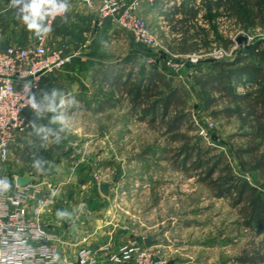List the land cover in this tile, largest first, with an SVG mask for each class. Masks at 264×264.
Wrapping results in <instances>:
<instances>
[{"label": "rangeland", "instance_id": "1", "mask_svg": "<svg viewBox=\"0 0 264 264\" xmlns=\"http://www.w3.org/2000/svg\"><path fill=\"white\" fill-rule=\"evenodd\" d=\"M147 2L153 0H142L135 14L145 22L154 38L153 45L138 43L129 30L114 27L115 32H111L114 34L109 36L98 53L105 60L102 62L104 67L99 70L101 66L94 62L93 67L96 69L90 67L89 72L94 71L97 76L94 79L87 77L86 85H80L84 90L80 96L85 103L79 102L82 107L77 109L75 116L81 123L77 122L75 126L63 124L57 128L47 125L44 126V132L49 135L51 129L54 130V135L51 134L53 140L56 132L64 136H77L76 143L69 142L67 146L59 145L56 149L59 157L57 161L61 162L60 157L67 159L66 169L71 176L70 180L67 178L68 189L65 191L74 198L87 199L90 193L77 175L80 163L71 156L74 158L72 160L70 153L86 140H91L94 144L90 152L94 154L93 166L96 156L97 162L101 163V156L107 165L104 173H99V182L107 181L113 185L107 195L114 199L112 209L120 210L125 219L129 216L126 219L129 225L138 226L139 235L151 240L150 245L158 251L165 264H238L237 257L264 245V235H255L245 228L236 210L230 207L225 198L212 197L208 189L195 178L186 177L172 170L166 161L158 160L161 148L166 143L158 125H150L147 119L141 120L130 115L124 96L120 95L116 87L102 81V77L110 79L114 73L120 75L131 67L136 76L142 69L163 72L172 86L186 93L185 110L190 112L193 120L189 134L201 145L223 154L236 174L253 182L251 174L241 169L232 153L235 147L245 144V139L238 135L241 133L238 119L213 118L202 110L201 98L197 95L192 76L206 70L207 63L231 60L238 52L264 40V30H243L223 8L211 22L212 28L206 34H200L201 47L194 53L195 56L173 55L176 44L171 38L167 43L161 33L164 30L159 27L162 23H155L161 19L145 17L140 11L148 8ZM197 2L199 0L196 5ZM199 24L203 26L202 21ZM159 33L163 38L161 41ZM240 36L244 40L238 43L237 38ZM225 40L232 42L227 49L223 46ZM236 90L243 92L244 88L238 86ZM76 101L69 104L74 105ZM74 129H78L77 132H73ZM79 132L86 135H78ZM68 151L69 154H66ZM15 158L13 156L12 163L10 158L0 159V176L11 178L17 170L20 171L21 167L17 166ZM61 172L58 176L64 179L63 172L66 171ZM91 179L97 186L93 176ZM99 195L103 194L100 192ZM139 242L145 244L144 238Z\"/></svg>", "mask_w": 264, "mask_h": 264}, {"label": "trees", "instance_id": "2", "mask_svg": "<svg viewBox=\"0 0 264 264\" xmlns=\"http://www.w3.org/2000/svg\"><path fill=\"white\" fill-rule=\"evenodd\" d=\"M196 1L180 0L164 13L169 33L177 36L172 39L176 53H197L200 34L212 28L211 22L223 8L243 30H264V0H199L197 5ZM231 43L225 40L223 46L227 49ZM192 78L202 110L213 118L238 119V135L245 139V144L235 147L232 153L241 169L251 174L253 182L236 174L223 154L201 145L189 134L193 120L185 110L186 93L172 86L163 72L142 69L136 76L131 67L120 75L114 73L110 79L103 76L102 81L124 96L130 115L158 125L166 141L158 160L166 161L172 170L186 177L195 178L212 197L225 198L245 228L255 235H264V40L238 52L231 60L207 63L206 70ZM238 86L244 91L237 92ZM236 262L264 264V245L244 252Z\"/></svg>", "mask_w": 264, "mask_h": 264}, {"label": "crops", "instance_id": "3", "mask_svg": "<svg viewBox=\"0 0 264 264\" xmlns=\"http://www.w3.org/2000/svg\"><path fill=\"white\" fill-rule=\"evenodd\" d=\"M179 1L156 0L151 3L147 2L148 8L140 10L145 17L161 19V21L156 20L155 23H162V26L159 27L164 30L161 33L167 43L170 38L174 39L177 36L169 33L168 21L164 17V13L168 12L170 6ZM32 2L33 0H22L19 5H16L13 0H0V50L10 43L25 46L33 41L36 33L42 30L43 22L53 0L51 2L49 0H43V2L42 0H35L36 3L40 4V13L35 17L39 31L29 29L22 19L24 16L31 17L30 11H22V9ZM58 4L65 7L66 14L56 16L52 25L45 31L46 45L50 49H60L64 54L73 55L68 65L66 64L65 67L53 73L45 74L41 78L39 89L35 93V98L41 106L25 111L31 122V127L26 133L18 136L8 153L7 158H10L11 163L13 156H15V160L18 162L17 166L21 167L20 171L17 170L11 176L8 189L13 188L17 176L23 174L32 176L30 182L41 187L43 197L48 200L41 213L43 230L56 236L54 244L58 257L65 259L68 264H76V254L80 248L97 250L107 246L111 250H118L132 240L140 241L144 238L145 241L148 237L139 235L138 226L129 225L128 220H126L129 219V216L125 219V216L120 214V210L112 209L114 199L110 195H99V184H109L108 194L112 191L113 185L107 181L98 182L97 186L93 184L92 176L99 175V173L102 175L107 169V165L98 155L101 163L97 162L98 157L96 156L95 167L93 166L94 158L92 156L94 154H90V152L94 144L91 140H86V142L84 140V144H80L77 149L70 153V157L76 158L80 163L77 167V175L83 182V187L89 189L87 190L90 193L89 197L87 199L74 198L73 195H69V192L65 191L68 186L66 182L70 180L71 175L66 169L67 159L60 157L61 162L57 161L59 157L56 155V149L59 145L67 146L69 142L74 141L76 143L77 136L74 134L64 136V134L56 132L57 138L55 137L53 140L54 130L51 129L50 138L44 132V126L57 128L63 124L81 123L75 116V112L82 107L79 102L85 103L80 96L84 92L80 85H86L87 77L94 79L97 76L94 71L89 72V68L93 67L95 63L101 66L99 70L104 67L102 62L105 60L98 53L109 36L114 34L111 32H115L114 27L116 26L109 19H106L96 34L92 35L90 33L91 21L97 13L96 5L88 7L79 0H59ZM159 35L161 41L163 38L160 33ZM172 53L173 55H185ZM93 69L96 68L93 67ZM72 101H76V104H69ZM77 130L74 129L73 132H77ZM77 134L86 135L81 132ZM66 154H69V151ZM61 171H66L63 172L64 179L58 176V173H62ZM90 201L91 203H89Z\"/></svg>", "mask_w": 264, "mask_h": 264}, {"label": "built area", "instance_id": "4", "mask_svg": "<svg viewBox=\"0 0 264 264\" xmlns=\"http://www.w3.org/2000/svg\"><path fill=\"white\" fill-rule=\"evenodd\" d=\"M59 0H53L42 30L25 46L10 43L0 50V159L6 160L18 136L26 133L31 122L25 111L41 104L35 93L43 75L70 63L73 54L46 45L45 31L56 16L66 14ZM88 7L97 6L90 33L95 35L109 19L118 28L129 30L135 41L146 46L154 38L135 11L142 0H79ZM150 1V0H147ZM194 55L195 54H187ZM98 183L99 175H93ZM14 183V179H13ZM10 178L0 176V264H68L57 255L56 236L43 230L41 213L47 205L42 188L28 184L8 189ZM5 185L7 187H5ZM76 264H165L153 245L132 240L118 250L107 246L91 250L80 248Z\"/></svg>", "mask_w": 264, "mask_h": 264}, {"label": "clouds", "instance_id": "5", "mask_svg": "<svg viewBox=\"0 0 264 264\" xmlns=\"http://www.w3.org/2000/svg\"><path fill=\"white\" fill-rule=\"evenodd\" d=\"M22 2V0H13V3L16 5H19ZM43 2V0H42ZM51 2V0H49ZM61 9L64 8L63 5L60 6ZM22 11H30L31 17L24 16L22 17L23 22L27 24L29 29H37L39 31V25L36 23L35 17H37L40 13V4L36 3L35 0L30 5H25L24 9ZM5 187H7L5 185Z\"/></svg>", "mask_w": 264, "mask_h": 264}, {"label": "water", "instance_id": "6", "mask_svg": "<svg viewBox=\"0 0 264 264\" xmlns=\"http://www.w3.org/2000/svg\"><path fill=\"white\" fill-rule=\"evenodd\" d=\"M243 40H244V38L241 37V36L237 38V42L238 43H240ZM31 179H32V176L31 175H28V174H23L22 176H17L15 178V185L17 187H22V186L28 184ZM108 187H109V184L108 183H101V184H99V191L103 195L107 196L108 195ZM144 243H145L146 246H148V245L151 244V240L149 238H146V240L144 241Z\"/></svg>", "mask_w": 264, "mask_h": 264}]
</instances>
